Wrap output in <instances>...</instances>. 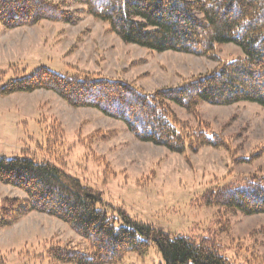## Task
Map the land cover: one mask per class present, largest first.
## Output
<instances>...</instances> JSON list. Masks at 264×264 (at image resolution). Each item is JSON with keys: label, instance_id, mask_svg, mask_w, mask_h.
<instances>
[{"label": "rangeland", "instance_id": "rangeland-1", "mask_svg": "<svg viewBox=\"0 0 264 264\" xmlns=\"http://www.w3.org/2000/svg\"><path fill=\"white\" fill-rule=\"evenodd\" d=\"M51 1L64 2L78 21L41 20L0 30V92L17 77L16 72L30 75L41 66L62 74L87 72L122 79L153 93L220 65L219 60L206 57L127 44L109 31L108 23L80 13L86 10L84 5ZM217 56L231 61L243 56V51L228 43ZM170 107L178 120L199 127L197 116L175 103ZM198 114L212 134L228 139L229 148L204 146L196 152L175 153L140 141L124 121L96 108L69 105L53 90L0 94V157L61 158L71 175L103 192L108 215L120 224L122 211L172 235L210 233L232 261L264 264V213L222 215L220 207L203 201L211 190L239 185L252 173L264 174V108L251 102H203ZM53 129L59 132L49 140ZM5 198L27 196L0 183V201ZM57 245L91 253L89 242L64 221L29 212L0 228V264H66L53 260L51 250ZM120 264H164V260L152 245L145 254L129 253Z\"/></svg>", "mask_w": 264, "mask_h": 264}, {"label": "trees", "instance_id": "trees-1", "mask_svg": "<svg viewBox=\"0 0 264 264\" xmlns=\"http://www.w3.org/2000/svg\"><path fill=\"white\" fill-rule=\"evenodd\" d=\"M73 1L86 7L80 13L108 23L109 31L127 44L160 53L176 51L206 57L219 60L220 65L210 73L153 93L142 92L122 79L87 72L62 74L41 66L30 75L16 72L17 77L1 89V95L53 90L69 105L96 108L124 121L140 141L175 153L196 152L204 146L229 148L228 139L212 134L199 118L201 103L251 102L264 108V0ZM64 5L51 0H0V30L41 20L75 24L79 16ZM228 43L239 46L243 56L221 61L217 52ZM170 103L197 116L199 127L191 128L178 120ZM58 132L53 129L49 140ZM52 159L38 160L28 154L0 157V183L19 188L27 196L24 200L0 201V228L33 211L64 221L89 242L91 253L57 245L51 250L55 262L120 264L129 253L145 254L154 245L164 264H241L227 258L210 233L172 235L122 211L124 222L120 224L108 215L102 191L71 175L61 158ZM203 201L207 206L220 207L222 215L264 213V174L252 173L239 185L211 190L204 194Z\"/></svg>", "mask_w": 264, "mask_h": 264}]
</instances>
